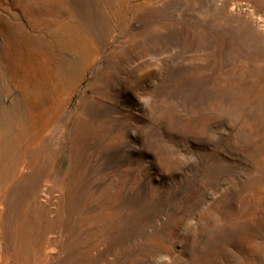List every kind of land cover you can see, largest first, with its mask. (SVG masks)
Listing matches in <instances>:
<instances>
[{"label": "rangeland", "instance_id": "rangeland-1", "mask_svg": "<svg viewBox=\"0 0 264 264\" xmlns=\"http://www.w3.org/2000/svg\"><path fill=\"white\" fill-rule=\"evenodd\" d=\"M0 264H264V0H0Z\"/></svg>", "mask_w": 264, "mask_h": 264}]
</instances>
